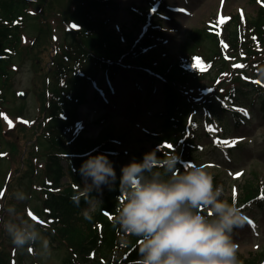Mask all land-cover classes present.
I'll return each mask as SVG.
<instances>
[{"label": "rangeland", "instance_id": "1", "mask_svg": "<svg viewBox=\"0 0 264 264\" xmlns=\"http://www.w3.org/2000/svg\"><path fill=\"white\" fill-rule=\"evenodd\" d=\"M81 3V0H39L38 4L31 6L39 13L41 9L38 8L39 5L44 4L42 15H45L53 26V37L44 35L39 38L37 36L41 28L39 14L33 16L28 12L26 26L22 29L25 32L24 46H20L21 51L13 57L15 68L9 77L8 85L2 84L6 91V101H9L5 103L8 105L5 108L11 115L10 117L5 116L6 124L4 123L3 130L0 132V138L4 148L10 150L11 158H7L0 168V188L7 181L5 177L7 171L12 169L14 164L16 167L4 197V214H1L4 215L5 221L13 222H19V218L29 220V213L32 217L35 216L37 231L40 232L42 238L49 240L50 251L42 249L39 241L32 246V251L28 250V246L17 250L12 244L11 237L3 228L0 229V264H62L63 258L72 252L67 242L58 236V240L50 237L52 234L49 231L52 228L46 221L44 209L41 207L44 196L39 185L45 177L47 145L43 139L44 136H39L42 132L38 128L40 123L47 122L44 117L40 121L44 107L47 106L49 100L46 93L50 95L59 86L53 78L55 64L62 62L63 58L66 60L64 45H62L67 42L66 25L61 19L63 15L60 12L65 13L68 18L77 20L79 19L78 10L75 5L81 6ZM154 4L158 6L156 13L159 14L155 13L149 19L156 25L161 24V28L159 25L157 28L162 33L153 40L154 46L164 43L165 46L162 48L168 49L172 55H180L183 52V46H186L188 51H203L206 55L208 54V58H210L209 52H211L214 41L209 39L210 32H207V28L212 25L215 18L227 20L231 15L240 14L253 19L258 16L257 13L262 5L257 0H112L110 6L99 7L94 14L95 17L100 18L106 16L111 29L115 28L121 34L129 33L134 38L145 36L150 25L146 24L147 20L140 14L142 9H136L137 11L133 9L141 6H151L152 9ZM183 8L185 10L181 11ZM161 11H163L162 14ZM126 35L125 38H128ZM35 37L37 38L36 44H30ZM54 41L61 46V51L56 53L52 59ZM233 59L235 60L233 67H238L240 70L244 80V89L249 92L248 95L242 96L241 101L246 103L249 102L248 98L253 99L259 92L252 83H264V71L258 74L256 81H251L252 77L247 76L254 75L252 70L255 68L264 66V46L247 52L244 56L238 53ZM53 60L56 61L55 64ZM74 61L75 58L68 59L71 69L74 67ZM229 68V64H226L222 69L229 70ZM215 75L217 76V72L214 70L206 79L199 82L197 87L201 88L196 87L192 92L189 90L192 89V85L185 87L186 89L183 85L179 87L180 90H187L194 97L208 94L204 104L185 97L186 113L183 116V124H181L183 129H186L187 116L193 110L203 112L204 107H207L213 113L218 111L216 100L221 94L220 89L224 88L228 81L225 80L210 94ZM45 76L51 79L50 82H46ZM152 79V76L144 74L142 70L126 65L116 74L117 87L109 90L104 96L108 99V103L105 104L101 97L96 101L87 97L84 103H79L76 107L79 114L76 127L88 125L86 130L89 136L97 138L111 133V136L116 139V146L121 154L109 157L116 173L115 182L120 179L123 166L133 161L139 162L141 153L152 150L154 141L152 132L161 129L164 122V116L160 114L165 109L163 105L164 85L159 79H154L153 87ZM240 79L241 77L238 76L235 81L239 83L237 80ZM240 85L243 86V84ZM20 89L28 91L26 97H17L16 92L18 93ZM147 92L149 96L146 95ZM260 98L256 96V100ZM240 111L245 112V107H241ZM247 111L248 114L245 115L247 118H241L239 125L228 115V112L225 114L220 112L222 118L218 119H225L226 128L215 122V126L209 128L210 132L207 131L199 112L194 111L195 119L201 120L198 122V134L196 135L199 136L201 148L194 147L190 152L184 143H176L179 158L177 168L183 172L190 163L205 166L217 176L219 186L224 191L222 199L228 201L231 195L240 194L241 196L252 179L258 181L259 185L264 183V115L260 110V104L252 105ZM105 115L107 119L103 121ZM12 116L17 118L15 125L21 119L23 122V127L18 126L17 131L13 133L8 131L14 124L11 120ZM28 123L31 124L28 125ZM73 131L76 132V130ZM222 135L225 138L220 139ZM9 139L17 144L16 150L11 146ZM216 141L219 144L214 146ZM167 158L166 156L165 159ZM72 178V175L67 173L62 183L67 185ZM81 184H83L82 177ZM110 187H104L102 193L97 195L100 201ZM17 192L24 193L27 199L16 200ZM99 204L94 199L91 211L96 210ZM11 207L15 208L16 215L7 212V209ZM244 213L251 223L248 221L243 228H238L233 232V239L240 246L238 257L242 264L248 259H254L253 264H264V208L261 207L257 211L251 209ZM29 222L32 221L29 220ZM72 254L75 258L76 254Z\"/></svg>", "mask_w": 264, "mask_h": 264}, {"label": "trees", "instance_id": "2", "mask_svg": "<svg viewBox=\"0 0 264 264\" xmlns=\"http://www.w3.org/2000/svg\"><path fill=\"white\" fill-rule=\"evenodd\" d=\"M32 1L0 0V89L2 84L8 85L9 77H11L12 53H9V50L14 52L17 48L19 49L17 47L21 41L19 32L25 19H28V7ZM81 1H83L81 6L75 5L79 18L77 23H80V27L71 29L70 32L66 33L68 39L70 38V43L67 44L69 52L65 53L69 57H72L73 54L76 55L74 58L77 60L78 71L70 76L69 80L66 78L61 88L58 87L55 90V94L50 98V105L44 107V112L50 118L49 124L47 127L40 124L38 128L42 132L39 136H44L43 139L47 145L45 177L39 185L44 196L41 207L44 208L49 226L52 228L49 231L52 234L50 237L56 240L58 236L71 246L72 252L63 258L62 264H134V261L139 259L138 238L125 235L113 219L119 200L122 198L119 190L120 179L105 192L96 210L90 212L92 217L90 220L84 218V210L89 208L84 199L80 200L79 206L72 200V196L78 191L77 186H79V189L82 186V184L77 185L80 182L78 170L81 161L86 160L90 155L97 154H105L109 159L110 156L120 154V151L117 150L111 133L99 136L96 139L87 135V130L83 129L74 138L69 139V125L74 122L77 115L75 111L68 108L71 104H74V101L82 99L87 86L97 83L98 86L104 87L103 85L114 81L117 72L123 70V62L137 67L149 68L157 76L160 75L163 78L161 80L164 84L165 97L163 105L165 110L162 112L164 122L161 129H156L152 135L153 144L157 148L155 153L162 165L166 160V156H177V148H174L173 144L180 142L184 132V130L180 131L179 127L183 121L182 116L186 113V110L183 109L185 95L181 93L182 90L179 87L181 84L196 83L198 74H201V71L198 70L194 57L190 62L187 60L185 53L182 58L170 55L161 57V53L156 55L154 51H150L145 55L142 50L151 42L148 35L135 41L133 36L127 33V43L124 44L125 39L115 29L110 28V22L107 18L96 19L97 24H93L91 22L92 8L110 6L111 0L104 2L96 0ZM33 2H37V0ZM43 11L44 8L39 13L41 25L39 38L40 36L50 35L53 31L45 15H42ZM61 13L64 16V21L71 19L65 13ZM257 15L256 18L250 19L249 17L246 21H241L238 16H235L232 22H229L227 32L224 35H210L209 39L214 41V45L211 47V52L208 51L211 54L209 57H218L219 61L223 50H229L233 54V51L239 52L241 49L247 48L252 52L255 50L252 48L257 43H264V5L259 9ZM138 18H140L139 15ZM184 50H187L186 46ZM194 53L196 52L194 51ZM195 55L208 59V54L206 55L203 51ZM78 60L81 62L79 63ZM224 63L225 61L222 62L221 60L219 70H222ZM190 64L197 69L190 70ZM66 66L65 63L56 64V67L60 70L56 69L54 72L57 82L62 81L66 76L68 71ZM256 87L255 89L263 94L260 101L261 111L264 114V91L260 86ZM235 91V97L240 101L242 96L248 93L244 89V85L242 87L237 86ZM226 96L229 99L232 93H227ZM3 98L0 93V100L2 101ZM249 103H253V101ZM69 114L72 117L68 120L67 115ZM1 127L0 120V132ZM179 131L180 133H178ZM189 141L194 144L193 140L189 139L185 142V146L191 152L194 148L190 147ZM1 142L0 138V168L4 160ZM10 144H12L14 150L17 149V144L14 142ZM168 145H171V147H168ZM150 152H153V150L141 153L138 159L139 162L143 160L146 153ZM77 154H80V157L73 159ZM73 168L75 171H73ZM158 170L163 171V168L161 167ZM67 173L72 174L74 178L72 183L63 188L61 181ZM255 178L257 179V176ZM217 179V176L214 175V184L219 186ZM263 190V185H259L258 181L252 179L240 196L239 204L242 201V203L244 202L249 206L255 205L258 209L264 208ZM0 193H2L1 189ZM97 195L94 192L92 199L94 200ZM3 197H5V194ZM3 197L0 195V214L3 212ZM229 199V204L233 201L236 203V200L232 197ZM0 229H3L2 225H0ZM72 253L76 254L75 258ZM253 262L254 259H248L243 264H253Z\"/></svg>", "mask_w": 264, "mask_h": 264}, {"label": "clouds", "instance_id": "3", "mask_svg": "<svg viewBox=\"0 0 264 264\" xmlns=\"http://www.w3.org/2000/svg\"><path fill=\"white\" fill-rule=\"evenodd\" d=\"M178 159L169 156L161 165L153 151L146 153L142 161L121 168L122 198L113 219L125 235L138 238L139 259L134 264H242L233 232L243 228L249 218L235 201L229 204L222 199L223 188L214 184V175L205 166L190 163L181 172ZM161 167L163 171L158 170ZM78 171L83 188L77 186L72 200L79 206L84 199L89 205L84 218L90 220L93 193L100 194L104 187H110L116 173L105 154L90 155ZM15 198L27 199L22 192H17ZM95 202L101 203L96 196ZM7 212L16 215L14 207ZM29 220L19 218V222H13L0 217V225L17 250L28 246L32 251L39 241L42 249L50 251V242L41 237L32 215Z\"/></svg>", "mask_w": 264, "mask_h": 264}, {"label": "snow or ice", "instance_id": "4", "mask_svg": "<svg viewBox=\"0 0 264 264\" xmlns=\"http://www.w3.org/2000/svg\"><path fill=\"white\" fill-rule=\"evenodd\" d=\"M225 143H227V142H225ZM232 143H235V142H232ZM168 147H171V145H168ZM0 195H2V193H0ZM29 215H32L31 213H29ZM33 219H36V217L35 216H33ZM249 223H251V221H249Z\"/></svg>", "mask_w": 264, "mask_h": 264}]
</instances>
